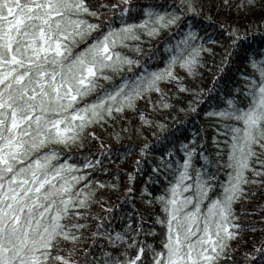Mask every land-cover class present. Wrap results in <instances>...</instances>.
<instances>
[{
	"label": "snow or ice",
	"instance_id": "6c2138e0",
	"mask_svg": "<svg viewBox=\"0 0 264 264\" xmlns=\"http://www.w3.org/2000/svg\"><path fill=\"white\" fill-rule=\"evenodd\" d=\"M251 4L252 0H239L237 8ZM115 8L117 5L107 0L95 6L88 0H0V264H141L142 260L143 264H228L231 260L229 241L244 227L233 223L237 219L233 205L249 199L254 189L248 185L264 184V56L249 61L259 79L245 77L250 81L246 95L251 97L246 106L241 99L228 97L219 111L205 113L227 121L223 126L230 135L224 146L226 159L217 161L229 169L218 195L209 194L214 186L207 181L214 177L204 168L195 167L193 179L196 149L182 146L185 155L178 161L174 182L168 185L166 195L156 197L163 201L166 214V219L157 218L166 225L163 248L139 240L136 233L129 238L119 231L92 232L93 237L107 236L109 244L123 241L125 259L113 258L108 252L100 259L89 258L90 248L84 249L83 259H70L74 245L84 238L79 230L88 221L66 218L89 215L79 209L88 208L93 199L95 188L88 187L93 181L77 182L88 176L80 169L91 168L99 157L81 164L59 161L56 157L62 153L44 145L59 143L69 148L78 143L83 148L85 140L92 139L101 141L102 151L110 152L103 137L97 135V126L114 124L126 109H135L145 93L155 91L163 96L161 81L175 80L179 88L188 91L174 67L179 65L195 75L202 64V52L214 51L202 38L197 42L196 29L189 27L183 47L177 45L163 68L129 76L132 65L141 64V60L124 55L116 45L139 40L138 29L155 36L161 29L178 25L185 11L199 14L200 9L193 0H180L179 7L171 11L144 7V18L138 23L121 20L115 27L102 12ZM128 8L125 4L121 14ZM259 23L264 25V19ZM93 30L102 34L69 56L73 44L78 39L86 41ZM247 38L246 31L231 27L228 42L233 51ZM131 46L139 51V45ZM227 62L225 57L223 63ZM222 70L223 64L217 74ZM191 91L199 99L197 90ZM163 106H167L166 100ZM189 110L196 111L191 101ZM140 116L144 118L143 113ZM111 135L118 140L121 133L114 130ZM147 147L143 145L140 152ZM128 175L131 179L132 173ZM94 183L104 186L100 180ZM69 244L72 246L65 255L63 250ZM137 244L135 255L129 256L127 249ZM243 264H264V238L244 253Z\"/></svg>",
	"mask_w": 264,
	"mask_h": 264
},
{
	"label": "trees",
	"instance_id": "16d2710c",
	"mask_svg": "<svg viewBox=\"0 0 264 264\" xmlns=\"http://www.w3.org/2000/svg\"><path fill=\"white\" fill-rule=\"evenodd\" d=\"M88 2L95 6L104 0ZM193 2L200 9L199 14L185 11L178 25L161 29L155 36H148L143 29H138L139 40L130 39L125 44L116 45V49L124 55L141 60V64H133L128 72L129 76L132 72L138 75L143 70L151 72L163 68L169 57L176 52L177 45L183 47V37L189 27L196 29L197 42L202 38L206 47H211L214 51L202 52V64L198 66L195 75H190L179 65L174 67L176 75L182 78L181 82L188 91L179 88L175 80L161 81L163 96L155 91L145 93L136 101L135 109H126L114 124H106L104 128L97 126L95 131L98 136L103 137L102 142L106 148L111 149L110 152L102 151L101 141L92 139L85 140L83 148L78 143L70 145L69 148L59 143L44 145L46 149L62 153L56 157L59 161L67 160L69 163L81 164L86 159L94 160L99 157V161L91 168L80 169L87 172L88 176L84 181L77 182L78 185L86 183L87 180L93 181V184L88 186L95 188L93 199L89 201L88 208L79 209L89 215L84 218H66L78 219L80 223L88 221V224L79 230L83 232L84 238L74 245L75 252L70 259H83L86 255L85 248H90L87 254L89 258L94 255L100 259L103 258L104 252H108L113 258L125 259L123 241L119 244H109L107 236L93 237L92 232L119 231L129 238L136 233L139 240L150 243L157 249L163 248L166 225L159 223L157 218L166 219V214L162 210L163 201L157 200L156 197L166 195L168 185L174 182L178 161H182L185 155V147L182 146L196 149L193 157V179L195 167L204 168L208 176L214 177L207 181L214 186L209 193L211 196H217L222 190L221 185L228 179L229 169L223 163H217L222 158L226 159L224 146L230 140V135L223 125L227 121L213 115L206 116L205 113L219 111L226 105L228 97L241 99L244 106L251 99L246 95L245 86L250 81L245 77L259 79L258 71L253 69L249 61L260 60L264 56V31L257 30L264 29V25L259 23L264 19V0H252L251 6L244 9L237 8L239 0H228L227 4L223 0ZM107 3L115 4L117 8L103 9V15L112 20L113 26L118 27L121 20L129 23L142 20L144 7L171 11L172 8L179 7L180 0H107ZM125 4L129 6L128 11L121 14ZM86 18L96 19L91 16ZM232 26L248 33L243 46L235 51L228 42ZM101 34L100 30H93L87 34L86 41L78 39L73 44L69 56L87 47L92 39ZM131 45H139V51ZM225 57L227 63H223ZM222 64L223 70L217 74ZM119 79L117 76L116 80ZM191 89L197 90L199 99ZM201 89L204 91L200 92ZM165 100L166 107L163 106ZM190 101L196 106L195 112L189 110ZM140 113L144 114L143 119ZM114 130L121 133L118 140L111 135ZM214 136L217 138L215 141ZM143 145L148 147L141 153L140 148ZM218 153L224 155L220 156ZM202 156L211 159H203ZM129 173H132L131 179ZM96 180L102 181L104 186H97L94 183ZM247 187L254 189L249 194V199L237 201L233 205L237 216L233 223H240L244 227L238 229L239 235L229 241L231 248L227 251L231 260L228 264H232V261L243 264L244 253L251 251L253 246L264 238V220L261 219L264 216V184ZM126 189L129 191L126 192ZM100 197L104 199L101 200ZM206 206L204 204V207ZM97 225L102 227L98 228ZM153 228L156 231H151ZM71 246H65V255L67 248ZM139 246L137 244L128 248L129 256L135 255ZM223 259L222 257L221 261Z\"/></svg>",
	"mask_w": 264,
	"mask_h": 264
}]
</instances>
